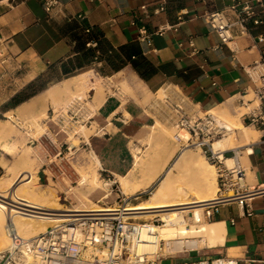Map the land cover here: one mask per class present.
<instances>
[{
	"label": "crops",
	"instance_id": "obj_1",
	"mask_svg": "<svg viewBox=\"0 0 264 264\" xmlns=\"http://www.w3.org/2000/svg\"><path fill=\"white\" fill-rule=\"evenodd\" d=\"M253 1L60 0V5L47 13L42 0H0V65L4 70H23L25 77H33L29 84L54 74L56 82L42 94L82 76L116 79L126 84L134 96L107 95L94 110L100 130L85 146L95 154L101 171L109 178L111 193H115L114 186L120 191L117 200L134 196L140 200L158 184L165 170L142 188L154 170L146 165L141 174L133 175L136 149L140 150L139 157L157 152L164 159L163 164L168 163V169L183 150L177 149L167 133L157 127L162 124L167 131L174 129L179 108L198 114L224 108L233 112L256 108L250 109L257 102L248 107L243 102L249 97L255 99L258 86L247 70L264 62V44L258 43V38L264 36V6L258 9L259 23H249V34L239 38L236 49L234 45L223 46L203 19L235 2ZM162 5L165 11L155 15ZM143 7L147 10L143 11ZM166 25L174 28L164 34L156 33ZM143 29L152 35V48L141 40ZM90 34L95 39L80 52L78 39ZM88 50L93 53L85 59ZM78 60L83 67L76 68L75 76L66 78L64 65H76ZM91 91L96 100L95 88L91 87L87 94ZM161 93L165 102L158 99ZM242 119L247 125L244 116ZM255 131L256 140L239 147L240 161L250 185L264 187V141L262 133ZM228 149L232 156L233 148ZM4 157L0 151V180L7 175L2 165ZM122 180L133 194L125 193ZM252 208L254 217L246 216L237 205H227L213 219L206 220V224L221 226L223 242L200 250L203 252L196 254V259L227 257L239 264H264V197L255 199Z\"/></svg>",
	"mask_w": 264,
	"mask_h": 264
},
{
	"label": "built area",
	"instance_id": "obj_2",
	"mask_svg": "<svg viewBox=\"0 0 264 264\" xmlns=\"http://www.w3.org/2000/svg\"><path fill=\"white\" fill-rule=\"evenodd\" d=\"M42 2L47 13L60 5V0ZM263 6V0L235 2L222 11L205 15L203 19L219 36L223 46L230 48L234 45L236 49L239 38L249 34V23H259L261 14L258 9ZM142 10L146 11L147 8L143 7ZM163 11L165 5L157 9L155 15ZM173 28L166 25L156 33L164 34ZM141 40L152 48V35L145 29L141 32ZM258 43L264 44V36L258 38ZM247 73L258 86L255 99L243 102V105L248 107L254 102L258 104L243 116L250 127L262 133L264 141V62L256 63ZM174 129V140L181 145L182 150L192 147L201 149L208 163L216 170L218 192L214 199L200 204L203 219H213L227 205H237L245 211L246 216L254 217L252 203L264 197V187L250 185L240 161L241 148L233 149L232 156L228 155L229 150H213L216 141L232 133L231 127L212 113L198 114L182 107L175 113ZM184 132L187 136L183 135ZM117 193L120 194L118 189ZM129 200L127 197L120 198L118 207L103 208L113 211H89L66 217L32 240L23 238L13 220L9 219L6 234L11 245L8 249L0 248V264H165L167 261H176L173 264H239L227 257L192 259L194 254L203 252L197 250V243L192 240H186L185 243L158 242L152 230L164 225L162 218L155 215L145 219L129 214ZM10 206L21 214L30 213L18 204ZM188 215L194 217L192 211ZM150 231L151 237L146 239ZM145 247L152 249L146 250ZM165 249L168 252L162 254Z\"/></svg>",
	"mask_w": 264,
	"mask_h": 264
},
{
	"label": "rangeland",
	"instance_id": "obj_3",
	"mask_svg": "<svg viewBox=\"0 0 264 264\" xmlns=\"http://www.w3.org/2000/svg\"><path fill=\"white\" fill-rule=\"evenodd\" d=\"M24 74L23 70L15 69L13 67L9 70L6 68L4 70L0 65V127L1 130L2 128L3 130L8 129L15 135L13 141H8V144L15 146L20 151L22 157L29 161L27 170L35 175L36 187L39 188L40 192L46 197L53 198V201L56 202L58 208L65 210L92 209L96 206L97 208L118 207L119 200L116 198V194H118L116 187H113L115 193H111L112 187L110 186L109 178L101 171L100 164L97 162L95 154L85 146L87 139H90L91 136L95 135L100 130V127L95 122L97 111L95 112L92 110V102L94 101L95 92L91 91L87 94V91H89V88H87L84 93V96H86L84 101H77L76 104L70 105L71 109L68 108L66 109L67 111H64L63 109L58 110L56 109L57 106H54L53 103H48L46 106L48 117L46 119H42V113L45 107L36 112L16 110L9 113L12 108L21 102V100L29 98L27 101L30 102L31 99L42 94L39 93L32 97L35 92L49 84H53L57 80V77L54 74H49L42 77L37 83L29 84L28 82L30 79L29 77H25ZM95 82H102L101 85L105 87L106 90H110V94L107 93V95H118L123 98L134 96V94H131L132 90L126 84H120L116 79H104L98 77V79H95ZM16 97L18 100L14 102V98ZM164 97L165 95L161 93L158 96V99H162V101L165 102ZM252 99L253 97H249L247 101ZM257 104L258 103L254 104L250 109L256 107ZM249 111L250 110L247 109H240L233 112L232 110L224 108L214 111L212 114L233 128L238 123L243 124L242 116ZM166 112H168L167 109ZM10 116H12V118ZM35 116L40 119V123L46 131L40 133L37 132V138L33 139L31 135L34 134L35 129L30 127L27 122ZM237 118L240 119V122ZM244 126L250 127L248 124ZM83 127L87 128L82 129ZM162 128L170 137L175 147L179 149L181 146L174 140L176 130L171 129L170 131H167L164 127ZM250 128L254 130L252 127ZM81 130V133L86 137L84 139H79V135H77V132ZM74 131L76 133H74ZM72 133H74V135H72ZM81 133L80 135H82ZM183 135L187 136V133L184 132ZM256 137H258V134L245 137L242 134V130H234L226 137V140L229 142V148L237 149L256 140ZM75 142L78 143V146L74 149L73 144ZM188 149H191L196 157L208 164L201 149L192 147L185 150ZM185 150H183V152ZM139 154L140 151L136 152V168L133 174L134 176L141 174L146 168V165L147 168L154 170V172L147 177V181L152 180L161 169H164L165 173L158 184L149 191L146 197H143L140 200L139 196L132 197L129 200V207L145 204L151 200L156 193L157 188H159L160 183L165 178L167 171L174 163L173 162L168 169H165L168 163L165 162V164H163L164 159L157 152L150 151L147 155L142 157H139ZM6 158H4V164L2 163V165L8 171V169L14 165L16 159L8 158L10 161H6ZM242 166H244L243 162ZM188 168L189 167L183 168L181 171L177 169L173 170L171 175L172 187L174 190L187 189L193 197L196 194V191L200 189H195L194 185L196 184V178L193 175L192 170ZM210 168L214 171L217 179L216 170L212 167ZM39 172L40 177H38ZM85 177L88 178L87 182L85 181ZM95 177L99 181V185H96L97 187L95 186L94 189L91 190L92 186H90L91 183L89 180ZM121 182L125 181L122 180ZM123 187L126 189L125 193L127 195L133 194L127 189L126 182ZM192 193L195 194L192 195ZM216 195L217 192L215 196H207L206 199L215 198ZM182 197L183 193L175 197L166 198L165 200L172 201ZM37 222L44 232H46L49 227L55 225L43 220H37ZM191 223L195 225L193 220H191ZM197 224L204 225L206 224V221L203 219L202 222ZM22 236L27 238L24 235ZM162 254H164V252H162ZM196 258V254H194L192 259ZM175 262L176 261H167L165 264H173Z\"/></svg>",
	"mask_w": 264,
	"mask_h": 264
},
{
	"label": "bare ground",
	"instance_id": "obj_4",
	"mask_svg": "<svg viewBox=\"0 0 264 264\" xmlns=\"http://www.w3.org/2000/svg\"><path fill=\"white\" fill-rule=\"evenodd\" d=\"M29 79L31 80L33 79V77H30ZM95 79L98 78L82 76L67 80L61 86H53L44 94L34 97L30 100V102L27 101L20 106L18 111L36 112L39 109L45 107L42 113V119H46L48 117L46 110V106L48 105V103H53L54 106H57L56 109L58 110L63 109L64 111H67L66 109H71L70 105L76 104L77 101H84L86 97L84 96V93L87 88H91L90 86H93V88H95L96 90L97 98L96 100H94V104H92V110H96L102 104V102L106 100L107 93L110 94V90H106L105 87L101 85L102 82H95ZM10 117L12 118V116ZM238 120L240 122V119ZM27 124L35 129L34 134L31 135L33 139L37 138V132L40 133L46 131V129L41 125L40 119L36 116L28 121ZM84 128L87 127H83L82 129ZM157 128L158 130L159 128L163 129L162 124L158 125ZM231 130L232 132L234 130H242V134L245 137L257 134L256 131L252 130L250 127L244 126L242 123H238L233 128L231 127ZM81 132L82 130L77 132V135H79V139L86 138ZM74 133L76 132L74 131ZM74 133H72V135H74ZM80 133L82 135H80ZM14 138L15 135L12 131H9L8 129L3 130V128L1 130L0 127V151L4 154V158L7 157L16 159L14 165L8 169L7 175L0 180L1 249H8L11 245L10 239L6 234V227L9 219L13 220V223L21 236L24 235L27 237L25 239L32 240L44 232V230L40 228L37 220L47 221L56 225L57 223L64 221L66 217L78 215L82 212L113 211L103 208H97V206L93 207L92 209L75 210H65L58 208L56 202L53 201V198L46 197L40 192L39 188L36 187L35 175L27 170L29 161L22 157L20 151L15 146L8 144V141L12 142ZM77 146L78 143L75 142L73 144L74 149L77 148ZM228 148L229 142L228 140H226V138L216 141L213 145V150L215 152L227 151L229 150ZM138 151L140 150L136 149V152ZM232 164L233 161L230 162V165ZM186 167H189L192 170L197 184V186L196 184L194 186L200 189L197 191L195 190V195L192 193V195H194L193 197L187 189L174 190V188L172 187L171 175L173 170L177 169L181 171V169ZM210 167L215 169L209 163L206 164L205 162L201 161L200 158L196 157L195 153L192 152L191 149L181 152L170 169L167 171L165 178L160 183L159 188H157V191L153 195L151 200H149L145 204L129 207L127 211L129 212V214L147 219H151L153 218V216L159 215L163 219L165 225L153 228L152 230L153 235L157 237L158 242L166 241L165 243H168L169 241H178L179 243H185L186 240H192L197 243V250L199 251L204 249L205 247L214 248L215 246L220 245L223 242L224 236V232L221 229V226L197 224L203 221V210L200 204L211 200L206 199V197L213 195L215 196L216 192H218L216 175ZM163 170L164 169H161V171L157 173V175L152 180L147 181L142 188L145 189L147 185H150L153 181L158 179L159 176H161ZM87 179L88 178L85 179L86 182ZM89 181L91 183L90 186H92L91 190L94 189L96 185H99V181L96 177L91 178V180ZM121 184L124 186L125 182H121ZM181 193H183V197L180 199L172 201L165 200L166 198L168 199L169 197H175ZM11 204H18L21 207L27 209L30 213L28 215L21 214L16 211L14 207L10 206ZM190 211L194 213V217H190L188 215ZM191 220H193L195 225L191 223ZM152 232L150 231L148 234H146L145 238L150 239ZM145 249L150 250L152 248L145 247ZM163 252L166 254L168 251L167 249H165Z\"/></svg>",
	"mask_w": 264,
	"mask_h": 264
},
{
	"label": "trees",
	"instance_id": "obj_5",
	"mask_svg": "<svg viewBox=\"0 0 264 264\" xmlns=\"http://www.w3.org/2000/svg\"><path fill=\"white\" fill-rule=\"evenodd\" d=\"M95 38H94V35L90 34L88 35V37H81L78 39V50L80 52H84L85 51V46H86V43L87 42H90V41H93ZM99 47V46H98ZM93 51L92 50H88L87 53H85L84 55V58L85 59H88V56L91 54L92 55ZM83 67V62L82 61H77V64L75 65L73 62H70L68 65H64V68H63V72H64V75L67 76L66 78H70V77H73L76 75V68H82ZM41 79V78H40ZM40 79H38L36 82L34 83H37L38 81H40ZM51 84L45 86L44 88H42L41 90L35 92L32 97L38 95L39 93H42L43 91H45ZM29 99V98H28ZM28 99H25V100H21V102H19L18 104H22L23 102H26ZM17 97L14 98V102L17 101Z\"/></svg>",
	"mask_w": 264,
	"mask_h": 264
}]
</instances>
